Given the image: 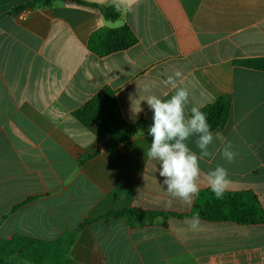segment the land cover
<instances>
[{
    "label": "crops",
    "instance_id": "0c3cea01",
    "mask_svg": "<svg viewBox=\"0 0 264 264\" xmlns=\"http://www.w3.org/2000/svg\"><path fill=\"white\" fill-rule=\"evenodd\" d=\"M30 1L0 0V261L264 264V224L200 219L192 232L191 218L175 216L194 202L167 206L159 162L145 157L148 133L112 148L105 130L73 116L109 86L123 118L149 128L143 85L155 81L153 93L168 99L174 90L160 81L181 71L186 112L221 96L232 102L227 124L212 131L220 134L215 158L200 162V191L222 165L228 191L250 190L264 208V70L244 64L264 58V0H54L13 10ZM82 3L113 4L122 16L107 20ZM123 25L137 37L133 46L106 56L89 50L95 31ZM226 142L232 163L220 154ZM126 208L172 214L143 224L100 218Z\"/></svg>",
    "mask_w": 264,
    "mask_h": 264
},
{
    "label": "trees",
    "instance_id": "16d2710c",
    "mask_svg": "<svg viewBox=\"0 0 264 264\" xmlns=\"http://www.w3.org/2000/svg\"><path fill=\"white\" fill-rule=\"evenodd\" d=\"M54 0H34L19 5L13 9L22 12L31 9L39 3L49 4ZM98 10L107 20H118L122 10L113 4L99 5L82 3ZM137 42V37L127 25L118 28H103L95 31L88 41L89 50L99 56L126 50ZM245 65L264 70V58L244 62ZM232 102L229 96H221L214 103L200 109L205 113L211 131L227 124L231 115ZM73 116L85 127L98 126L105 130L109 137V147L118 148L129 142L138 134L148 133L144 121L139 124L128 123L122 116L116 92L109 86H104L83 106L73 111ZM172 213L145 211L136 208H126L111 211L100 218L126 217L137 219L141 224L152 223L157 216H168ZM198 215L207 221H232L237 224H264V208L258 196L250 190L226 191L223 198L217 199L211 189L199 191L192 209L188 213L175 214L179 218H191ZM90 221V220H89ZM4 264V261H0Z\"/></svg>",
    "mask_w": 264,
    "mask_h": 264
},
{
    "label": "clouds",
    "instance_id": "9594fccd",
    "mask_svg": "<svg viewBox=\"0 0 264 264\" xmlns=\"http://www.w3.org/2000/svg\"><path fill=\"white\" fill-rule=\"evenodd\" d=\"M181 77V71H175L173 75L160 81L165 87L174 90L168 99H162L153 93L152 90L158 87L155 81L145 83L142 89L147 95L141 102H146L153 113L152 124L147 130L152 140L145 157L159 162V175L164 178L163 186H166L164 189L170 197L166 202L169 207L174 200L186 207L192 206L200 191V162L215 158L210 146L220 135L216 133L214 136L205 113L199 107L192 106L186 112L190 103V92L187 87L178 84ZM140 111L142 109L139 107L135 113ZM193 137L198 153L189 147V141ZM220 154L228 163L234 162L237 155L231 142L224 143ZM206 181L217 199L223 198L232 184L228 170L222 165L209 170ZM185 223L192 232L199 231L201 226L198 215L192 216Z\"/></svg>",
    "mask_w": 264,
    "mask_h": 264
}]
</instances>
